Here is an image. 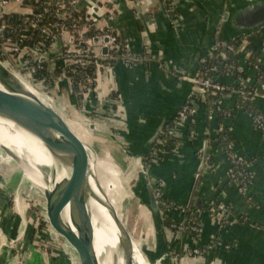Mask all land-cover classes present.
<instances>
[{
  "label": "crops",
  "instance_id": "crops-1",
  "mask_svg": "<svg viewBox=\"0 0 264 264\" xmlns=\"http://www.w3.org/2000/svg\"><path fill=\"white\" fill-rule=\"evenodd\" d=\"M112 1L116 6L115 15L107 20V12L101 8L98 0H82L84 9L94 7L92 13L98 14L102 25L114 30L125 47L124 56L140 60L130 64L119 60L112 64L109 71L99 76L103 82L101 96L118 97L120 100V132L127 142V151L137 157L141 153V143L150 133L149 126L156 125L164 117L171 115L188 95L189 88L181 85L174 75L176 72H186L195 55L201 53L202 59L208 54L207 49L212 39L210 35L218 28L225 5L224 0H174L175 15L180 19L175 26L172 24L173 17L167 14L169 2L172 0ZM252 1L254 0H228V3L231 8H236ZM161 3L163 9L160 7ZM30 7L29 4H24L17 10L21 14H28ZM166 17H169L170 22ZM238 59L246 84L259 88L263 93L264 81L259 83L256 74L249 69L248 57L241 53ZM163 63L168 70L164 69ZM219 80L224 84L231 83L224 79ZM62 94L68 98L70 104L74 103V99L67 93ZM90 102L95 104L97 100L92 96ZM234 104L235 99H229L223 104L222 110L230 115L224 126L231 130L228 138L234 152L248 167L250 177L245 195H241L237 187L229 182L231 165L217 142L218 126L216 121L206 122L207 109L201 103V111H194L192 121L185 122L179 128L173 151L161 157L158 162L148 165L152 184L157 180L163 181L166 198L184 205L189 199L195 173L201 164L200 152L207 142L202 184L197 189L194 201L199 199V195L205 202L218 201L215 204L229 209V216L222 228H217L204 214L197 217L198 222L204 225L200 245L204 246L212 239L221 245L213 248L204 257L186 259L185 262L191 261V264H264V140L251 119L235 109ZM254 108L264 114V101L255 100ZM120 150L123 153L121 148ZM21 183L24 190L30 185L25 180ZM18 187L19 183L17 191ZM21 201V197H17L14 202L19 218H22ZM6 208L7 206L0 205V231L9 237L5 241L6 245L1 247L3 256L0 263L17 264L18 257L11 254L12 252L9 253L11 240H17L16 235L22 237L27 231V225L24 223L19 233V221L7 215L6 211L9 213V210ZM173 220L178 222L180 218L174 214ZM178 244L182 247L190 245L185 236ZM30 248L28 252L24 249V263L41 264L43 255Z\"/></svg>",
  "mask_w": 264,
  "mask_h": 264
},
{
  "label": "built area",
  "instance_id": "built-area-1",
  "mask_svg": "<svg viewBox=\"0 0 264 264\" xmlns=\"http://www.w3.org/2000/svg\"><path fill=\"white\" fill-rule=\"evenodd\" d=\"M101 3V8L107 12V20H111L116 11V6L112 0H98ZM24 4H29L30 11L28 14H21L18 8ZM175 1L169 2L167 14L173 17L172 24L178 25L179 17L175 15ZM36 7L41 9V13L36 14ZM91 9H84L82 0H0V60L1 63L20 80L25 81L31 87L36 88L42 95L47 98V95H54L55 92H65L69 97L75 99V94H83L80 99V105L86 106L91 103V97L96 99V95L102 99V81L99 74L101 62H106L109 71L112 64L119 60L130 63H137L140 60L130 56H124L125 47L119 41L118 36L113 29L104 28L99 25L98 16L94 15ZM93 14V15H92ZM13 16H18L16 22ZM95 16V17H94ZM168 17V18H169ZM102 23V22H101ZM39 34V39H34L35 33ZM95 33L93 36L91 33ZM88 34V35H87ZM259 35L262 40L258 48V56L253 61L252 52L248 48L249 40ZM97 41L95 51L91 50L90 42ZM106 41V42H105ZM31 42V43H30ZM73 48V49H72ZM71 49V50H70ZM102 49H107L106 57L102 56ZM226 50L233 56H238L245 53L248 57L247 66L256 74L259 83L264 81V29L251 33L226 44L222 48H217L215 54H207L201 59L199 70L194 79L191 80L193 89L192 93L197 101L206 106L207 121H216L214 116L221 113L225 120L229 119V113L222 111L223 104L229 99H239L244 102L243 105H236L235 109L243 112L251 119L253 126L263 137L264 140V114L254 108L255 100H263L264 95L259 88H254L253 93H246L245 88L249 87L245 79L236 77L234 79V68L229 65L225 66L223 73L218 72V68L212 69L203 68L207 61L212 59H221L227 61ZM88 70L92 71L88 75ZM46 71L47 77H40V73ZM89 71V72H90ZM237 72L242 74L240 67ZM213 73V74H211ZM179 81H184L183 73H180ZM96 75V77H94ZM219 79L231 81L230 84H224ZM64 84V86H61ZM261 85V84H260ZM240 88V89H239ZM65 90V91H63ZM215 97L213 101L209 98ZM99 98V97H98ZM48 99V98H47ZM53 102V101H52ZM74 103H76L74 101ZM71 105V104H70ZM194 110L190 104L186 103L180 112L177 114L174 121L166 128L158 140L155 147L149 152L147 157L148 165L153 162H158L161 157L167 153L163 147L166 138L177 139L179 128L187 121H192ZM224 120V121H225ZM224 124L217 127V142L221 147V151L231 165L229 174V182L237 187L241 195L247 193L249 185V172L245 161L240 160L234 152L230 139L229 132ZM202 155V150H201ZM243 175L244 179H239ZM164 182L161 180L154 181L153 191L158 200L160 209L162 210L170 225L167 228L169 237L176 232H182L192 237L194 248L184 249V257L181 261L204 256L208 254L216 246L221 244L216 243L212 239L204 248L198 247L202 228L200 223H196L198 216H189L185 225H181L184 219L186 208L176 205L164 195ZM15 207V205H14ZM211 208L214 213L208 214V219L217 228H222L227 222L229 209L225 206L211 203ZM16 212V210H15ZM17 213V212H16ZM174 214H177L180 221L173 220ZM188 230V233H186ZM0 234L1 231H0ZM3 237L0 241V262L3 256L1 247L6 241ZM15 240H11V250ZM187 252V253H186ZM205 254V255H206ZM1 264V263H0Z\"/></svg>",
  "mask_w": 264,
  "mask_h": 264
},
{
  "label": "water",
  "instance_id": "water-1",
  "mask_svg": "<svg viewBox=\"0 0 264 264\" xmlns=\"http://www.w3.org/2000/svg\"><path fill=\"white\" fill-rule=\"evenodd\" d=\"M224 12L222 17L220 18L219 26L217 29L213 31V34L211 33V44L207 49L208 54H215L217 51V48H222L226 44L233 42L234 40H237L240 37L247 36L251 33H255L257 31L264 29V0H254L246 5H243L241 7L231 8L229 6L228 0L225 2L224 0ZM163 9V3H161L160 6ZM165 15V14H164ZM168 22H170L169 18L166 17ZM219 36V38H218ZM97 42V41H95ZM106 42V41H105ZM102 56L106 57L108 54L107 49H102L101 51ZM141 58V57H139ZM201 62V53L195 55L192 61V65L189 67V69L183 73L184 81H180L181 85L186 86L189 88V93L187 96L183 98L181 103L178 105V107L173 111L171 115H167V117H164L158 124H151L149 126L150 133L147 137V139L141 143V153L137 155V157H133L129 151H126L125 154L129 158L142 160L147 157V154L155 147L158 140L161 139L162 134L166 130V128L174 121L177 114L180 112V110L183 108V106L188 103L191 105L193 110L196 113H199L201 111V105L197 101L196 97L192 93V83L191 80L195 78L196 73H194L195 69L200 66ZM138 63V62H137ZM164 69L168 70L167 65L163 63ZM199 70V68H198ZM182 72H176L175 73V79L179 80V77L181 76ZM0 101L3 102L5 112H6V118L10 122L20 126L24 127L23 125V119L24 117L28 116L29 110H32L34 112V117H37L42 124H46L45 120H47V116L54 117L58 122L60 127L64 130L65 134L68 135V137L71 139L72 142L75 143L76 138L70 131V129L67 127L65 120L58 114L55 113L54 110L51 108H46L36 97L33 95L27 93L25 89L23 88V85L20 82V79L13 74L11 71H9L1 62H0ZM31 111V112H32ZM30 112V113H31ZM32 115V114H31ZM205 120L207 122V117L205 115ZM59 150H65L63 147H56ZM207 142L204 143V147L202 148V160L201 164L195 173L191 194L189 196L188 201H186V204H177L179 206H183L186 208V213L184 216V219L180 222L182 226L185 225L188 217L194 216L195 214H204L208 216L210 213H214V211L211 208V203H215L218 201L215 200H209L208 202L203 201L202 198H200V195L198 196V200L194 201L196 192L200 184H202V173L205 167V161L207 156ZM0 151L8 156L11 157V162L14 164V166L19 169L22 173V176L24 175V171L21 168L17 157H15L12 153H10L6 148L1 147ZM12 155V156H11ZM60 168L63 169V171L66 172V177L61 180V184H59V187H70L76 189L82 196L94 198L95 200L99 201L103 204L104 207H107L104 205L107 201H109V197H107L105 189L102 188L101 184L102 181L98 179L97 181V188L99 195L104 199L107 200L106 202H102L97 195L93 192L89 180L92 179L91 175L88 174L86 171L65 166L62 164H58ZM138 165L142 171L140 175V181H141V189L143 191L144 195V202L145 205L149 211L151 224L153 228V243L154 245L160 249L163 253H166V255L169 256V250L172 249L176 253V255L182 250L181 244L179 245L178 242L181 240V238H187L190 245H183L184 248L192 249L194 248L192 237L190 235H186L182 232H176L171 235L172 240L170 241L169 233L167 231V228L165 226V222L167 221V218L164 216L162 210L160 209V206L158 204V200L155 196V193L153 191V184L151 181L150 174L148 172V168L145 166L139 164ZM43 179H46L47 177L53 179L56 178V171L52 169L42 168L41 170ZM33 185L36 186V188L41 193V206L42 210L45 213V216L47 217L49 224L51 228L54 230L58 238L63 242V244L66 246L74 260L77 264H93L91 261V258L89 256V252L87 249L86 241L84 239V233L82 230V227L77 223V221L73 218L70 219V226H65L61 219L63 216V210H64V203L61 200H54V196L51 193H48L47 191H44L41 187H39L38 184L33 183ZM201 189V188H200ZM113 199V202L118 204V215L113 214V210H109V212L116 218L121 224L122 227V243L124 248V264H134L133 258H134V243H138L140 246V249L142 250V245L140 241L135 240L132 236L128 233L126 230V227L121 223V218L125 211H123V205L125 204V201H122L121 195L119 193H116V195L111 196ZM194 207V208H193ZM127 212V210H126ZM118 216V217H116ZM201 228H203V224H200ZM204 229V228H203ZM71 231H73L75 234H72ZM186 233H188V230H186ZM185 240V239H184ZM187 241V240H185ZM208 245L206 243L204 246H201L200 244L198 247L204 248ZM175 246V247H174ZM179 256V255H177ZM144 258L147 260L146 256L144 255ZM169 260V257H168ZM170 262V261H169Z\"/></svg>",
  "mask_w": 264,
  "mask_h": 264
},
{
  "label": "bare ground",
  "instance_id": "bare-ground-1",
  "mask_svg": "<svg viewBox=\"0 0 264 264\" xmlns=\"http://www.w3.org/2000/svg\"><path fill=\"white\" fill-rule=\"evenodd\" d=\"M23 88L27 93L36 97L46 108H50V102L46 100L47 98L43 97V99L40 94H36L33 89L30 90L24 85ZM34 89L38 91L36 88ZM30 112L23 119L24 127H20L7 120L4 104L0 101V148H6L17 157L18 161H21L19 164L24 171L23 176L26 183L38 184L44 191L53 194L54 200H61L64 203L61 221L65 226H70V219L74 218L82 227L93 264H124L122 227L118 221L119 218L116 219L107 209L113 210V214L118 215V204L113 202L111 198L119 192L115 185L118 169L111 156L113 153H118L124 159L125 155L119 146L109 141L108 137L104 136L103 138L94 131L90 133L87 127L83 128L75 121L71 126L69 125L70 131L76 138L74 143L54 117L47 116L44 125L37 117H34L33 111ZM56 147H63L65 150H59ZM6 156L2 162L11 165V161H8ZM59 163L90 174L92 177L89 180L90 186L102 202L107 200H104L98 193L97 181L100 175L97 171L99 170L107 177L109 176V180L101 184L107 197H109V201L104 204L107 207H104L94 198L82 196L74 188L59 187L61 180L66 177V172L60 168ZM130 164L134 169L137 160L136 162L133 160ZM42 168L55 170L56 178L47 177L43 179ZM45 219L47 220V217ZM71 233L75 234L73 231ZM137 245L139 244L134 243V264H149ZM156 250L157 255L168 258L166 253L157 247ZM190 262L182 261V264H191Z\"/></svg>",
  "mask_w": 264,
  "mask_h": 264
},
{
  "label": "rangeland",
  "instance_id": "rangeland-1",
  "mask_svg": "<svg viewBox=\"0 0 264 264\" xmlns=\"http://www.w3.org/2000/svg\"><path fill=\"white\" fill-rule=\"evenodd\" d=\"M97 19L99 25L102 24L100 20L101 18ZM103 27L105 28L106 26L103 25ZM94 34L95 33L93 32L91 33L92 36ZM88 45H90L91 50L95 51L97 42H90ZM106 62H101L103 68L101 69L99 76L107 72ZM94 77H96V75ZM21 83L30 90L33 89L34 92L40 94L42 98L45 97L25 81L22 80ZM82 96L83 94H80L79 96L78 93H76L75 99L73 97L76 103H71V105L65 95H61V93L57 92H55L54 95H47L48 99L46 100L50 102V108L65 120L69 129H71L70 126L75 121L81 127H87L90 133L94 131V133L99 134L103 138L104 136L108 137L110 142L115 143L122 149L123 154L125 155L124 159L119 156L118 153H113L111 156L113 161L116 162L118 169V176L115 185L118 188V193L123 199L122 201H125V204L123 205V211L125 212L120 220L121 223L126 227V230L131 236L133 234L135 240L140 241L143 253L149 264H182L181 259H183L185 254L183 251H180L177 254L179 256H177L176 253L170 249L169 256L167 255L169 260L165 256L163 258L161 255H157L156 246L153 243L151 219L141 189L140 175L142 171L138 162L143 166L146 164L144 163V158L138 161V159L126 157L125 152L128 150V146L126 140L122 138L123 135L120 132V121L118 120V117H120L119 113H121L119 98L110 96L108 98L102 97V99H100V96L96 95L97 103H89L84 106L79 103ZM4 157L5 154L0 153V205L1 207L7 206L6 209L9 210V213L6 211L7 215L17 218L19 221V233L21 232L23 224L25 223L27 225V231L22 237L16 235L18 239H15L12 247L11 254H15L14 256L18 257L17 264H25L26 252L24 249L28 252L31 249L30 247L34 248L39 255H43L42 260L40 259L41 264H77L66 246L51 228L48 219H45L46 216L42 210L41 193L39 190L33 184H30L29 187L24 190V187L21 186V182L24 181L25 178L22 176L21 171L17 169L12 162H10L11 165L4 163V161L2 162V160H5ZM6 158L8 161L12 160L8 156H6ZM133 160L135 162L137 160V165L134 169L130 164ZM97 173L100 175L99 179L102 182L109 180V176L107 177L99 170ZM18 183L19 187L17 191L16 187ZM17 197H21L22 200V204L20 205L22 218H19L18 214L15 212L16 209L14 207V202L17 200ZM20 221L22 223H20ZM40 223L44 225L42 228ZM3 237L9 238L5 234H0V241ZM168 239L171 241V236ZM4 245H6V243H4ZM184 249L187 248H184L183 246L182 250ZM205 254L206 253H204V256ZM193 259H198V257H194ZM184 261L186 260H183V262Z\"/></svg>",
  "mask_w": 264,
  "mask_h": 264
},
{
  "label": "trees",
  "instance_id": "trees-1",
  "mask_svg": "<svg viewBox=\"0 0 264 264\" xmlns=\"http://www.w3.org/2000/svg\"><path fill=\"white\" fill-rule=\"evenodd\" d=\"M39 13H41V9L36 7V14H39ZM17 18H18V16H13L14 22H16ZM34 39L35 40L39 39V34L37 32L34 34ZM262 40L260 39L259 35H256L254 38L249 40V44H252V45H249L248 48L251 50V52L253 54L252 55V57L254 58L253 61L258 56V48H257V46ZM224 53H226L225 55L227 57V61H222L221 59H217V58L215 59L214 58L212 60L207 61V63L205 65H202L203 68L205 67L206 69H208V68L212 69L214 67H217L218 68V72L219 73H223V71L225 69V66L229 65L230 67L234 68V79H236V77H242L243 78V75L241 73L237 72V68L239 67L238 56H233L232 54L228 53L226 50H224ZM89 71L90 70H88V75H91L92 71H90V72ZM211 74H213V73H211ZM39 76L40 77H47L46 71L41 72ZM253 90H254L253 87L245 88V92L246 93H250L251 94V93H253ZM214 99H216V98L215 97L209 98L210 101H213ZM246 102H244L242 100H239V99H235V104L234 105L235 106L237 104L238 105H243L244 103L246 104ZM224 120H225L224 116L221 113H217V115H216V125L217 126H222V124H224V122H225ZM164 141H165V144H164V147H163L164 151L166 153L172 152L173 149L175 148V140L172 139V138H166ZM147 157H148V155H147ZM147 157L144 159V163L145 164H147V162H148L147 161ZM239 179L243 180L244 179L243 175L239 176ZM195 222L199 224L198 220H196ZM169 225H170V222L166 221L165 222V226L168 227ZM40 226L42 228L44 225L42 223H40Z\"/></svg>",
  "mask_w": 264,
  "mask_h": 264
}]
</instances>
